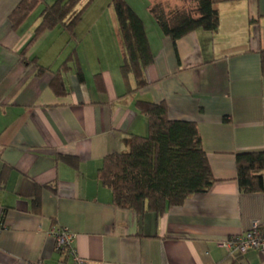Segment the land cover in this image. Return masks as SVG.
<instances>
[{"label": "crops", "instance_id": "0c3cea01", "mask_svg": "<svg viewBox=\"0 0 264 264\" xmlns=\"http://www.w3.org/2000/svg\"><path fill=\"white\" fill-rule=\"evenodd\" d=\"M21 1L0 0V264H75L56 249L54 226L75 234L90 264H264L257 249L228 253L219 244L264 225V189L243 192L236 167V153L264 149V0L218 3L216 32L197 29L176 44L141 15L154 61L136 91L122 74L114 19L102 32L95 20L88 42L78 22L24 51L42 1L14 25ZM138 100L165 101L170 119L198 124L216 179L163 213L116 206L99 176L106 156L149 134Z\"/></svg>", "mask_w": 264, "mask_h": 264}, {"label": "trees", "instance_id": "16d2710c", "mask_svg": "<svg viewBox=\"0 0 264 264\" xmlns=\"http://www.w3.org/2000/svg\"><path fill=\"white\" fill-rule=\"evenodd\" d=\"M41 1L44 0H22L10 16L13 24L24 20ZM79 1L56 0L46 5L24 51L47 30L60 25L73 28L80 21L83 10L68 23L67 19ZM234 1L239 0H183L181 6L168 11L162 1L153 0L149 11L162 33L176 44L197 29L216 32L220 26L216 5ZM113 5L124 50L122 74L127 82L134 79L136 86L132 90L136 91L148 84L146 69L153 63L154 54L141 16L126 0H113ZM261 65L264 74V50ZM51 85L58 94L64 91L59 75L53 78ZM137 106L148 117L149 134L132 135L129 150L106 156L100 169V180L112 190L114 204L137 212L163 213L170 206L183 204L192 194L208 191L216 179L198 124L170 119L165 101L138 100ZM236 167L243 192L264 189V149L236 153Z\"/></svg>", "mask_w": 264, "mask_h": 264}, {"label": "rangeland", "instance_id": "374dc122", "mask_svg": "<svg viewBox=\"0 0 264 264\" xmlns=\"http://www.w3.org/2000/svg\"><path fill=\"white\" fill-rule=\"evenodd\" d=\"M56 0H44L41 2L40 6L36 9V15L40 13V11L48 4L54 3ZM134 10L141 16L149 15L151 16L150 12H147L146 0H126ZM162 1L165 6L167 7V10H172L176 7H179L178 5H173L169 0H160ZM183 3V0H182ZM182 5V4H181ZM180 5V6H181ZM82 11V19L79 21V28L77 29L78 35H82L83 39L87 42L89 41V32L91 24L95 20H100L98 23L100 26L98 27L100 32H102V27L104 28V20L106 19L107 23L109 24V21H116V25H118L117 17L113 5V0H80L77 4L76 8L73 10L71 15L68 17V21H70L74 15ZM84 15V16H83ZM141 16V17H142ZM153 18V16H151ZM114 19V20H113ZM154 19V18H153ZM98 28L96 27L94 32L92 31L93 35H96L97 32H99ZM91 34V33H90Z\"/></svg>", "mask_w": 264, "mask_h": 264}, {"label": "built area", "instance_id": "2783aa9c", "mask_svg": "<svg viewBox=\"0 0 264 264\" xmlns=\"http://www.w3.org/2000/svg\"><path fill=\"white\" fill-rule=\"evenodd\" d=\"M52 235L56 240V249L72 256L75 264H90L87 260L79 257L74 248L75 234L67 228L52 227ZM222 246L228 253L239 251L247 253L250 249H257L264 254V225L254 223L245 233L232 236L221 241Z\"/></svg>", "mask_w": 264, "mask_h": 264}]
</instances>
